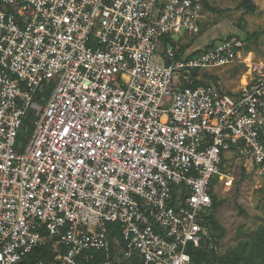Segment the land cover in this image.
Listing matches in <instances>:
<instances>
[{
    "label": "built area",
    "instance_id": "2783aa9c",
    "mask_svg": "<svg viewBox=\"0 0 264 264\" xmlns=\"http://www.w3.org/2000/svg\"><path fill=\"white\" fill-rule=\"evenodd\" d=\"M203 1L0 0V264L47 244L85 264L118 246L110 224L139 264L219 253L203 220L234 180L222 155L264 178V60L236 37L175 50ZM233 67L236 91L196 84Z\"/></svg>",
    "mask_w": 264,
    "mask_h": 264
},
{
    "label": "rangeland",
    "instance_id": "374dc122",
    "mask_svg": "<svg viewBox=\"0 0 264 264\" xmlns=\"http://www.w3.org/2000/svg\"><path fill=\"white\" fill-rule=\"evenodd\" d=\"M248 6H253L254 10L247 11ZM232 37L249 40L256 57L264 60V0H205L197 33L183 35L178 39V45L183 52L194 53ZM239 70L240 67L211 69L207 76H215L218 85L231 93L242 85L244 73ZM210 78L207 77L208 83L213 81ZM224 158V169L232 174L234 180L227 192H219L218 184L213 185L210 192L211 196L220 193L217 200L225 201L214 215L224 230L215 264H221L225 259L233 261L236 254L246 257L249 247L252 252L246 263L255 264L260 262L259 257H253L259 245L258 237L264 235V178L243 171L236 155L230 151L224 152ZM118 247L112 263L121 261L123 249Z\"/></svg>",
    "mask_w": 264,
    "mask_h": 264
},
{
    "label": "trees",
    "instance_id": "16d2710c",
    "mask_svg": "<svg viewBox=\"0 0 264 264\" xmlns=\"http://www.w3.org/2000/svg\"><path fill=\"white\" fill-rule=\"evenodd\" d=\"M204 2H205V0L203 1V7H204ZM253 10H254L253 6H248L247 11L251 12ZM166 40L168 41L169 38L163 39L164 43L161 46V51L162 52H164V50H165ZM252 40H253V42H255L254 39H251V41ZM242 41H244L246 43L245 49L247 51H249V50L253 51V47L251 46V44H248V43H250L249 40H245L244 39ZM173 48L175 50H177V51H182L183 50L182 48H180V46H177L175 44H173ZM235 70H237V69H235ZM207 74H208V72H201L200 80L197 81L196 84L197 85H201V86H211V87H214V88H216L217 90H219L221 92L227 93L226 90H223L220 87V85H218V80H217V78H215V76H213V75L212 76H210V75L207 76ZM194 76H195V74H194ZM207 77H209V78L211 77L210 79L213 80V81H211L212 84L207 82V81H209V80H207ZM31 121H32L31 115L27 114V116H26V118L24 120V125H29ZM31 131H32V127L29 129V132L27 133V136L30 135ZM224 163H225V158L222 155V163L220 165V169L222 171H225ZM243 171H245V170L243 169ZM215 184L219 185L218 191L220 192L221 184H219L217 182V179L213 180L212 187ZM211 188H210L209 192H212ZM219 195H221V194L220 193H213V196H211V198H212V206H211L210 211L207 213V215L204 216L203 225L208 229L209 233L215 238L216 244L218 245V247L220 249V247H221L220 240L223 237L224 230L222 229V227H220L217 224V222H216V220L214 218V215H215V212H216L217 208L220 205H222L225 201L224 200L218 201L217 199H218ZM108 229L110 230V233H109L110 241L112 240L113 237H117V240L119 241L118 246L123 249L124 248V244H123L122 241H120V238L118 236V226H116L115 224H110V225H108ZM111 231H112V233H111ZM258 241H259V245L256 248V250L254 251L253 257L254 258H257V257L260 258V260H259L260 262L255 263V264H264V235L259 236L258 237ZM116 247H117L116 244L111 243L109 253H105V252H102V251L90 252L93 255V258L91 260H89L85 264H101L102 262L106 261L107 259L113 260L115 252H116ZM251 252H252V248L249 247L248 255L246 257H242L241 254H236L234 256V258H233L234 259L233 261L232 260L229 261L228 259H225V260L221 261V264L222 263L223 264H238L239 261L244 262L242 264H251V263H246V261L249 258V255L251 254ZM121 254H122V252H121ZM219 254H220V251H219L218 254H214L212 252L199 251V252H196V254L193 256L192 261L194 263H197V264H215V261L218 259ZM40 260H43L45 264H52L53 263L54 254L52 253V246L50 244H47L45 246L33 249L31 251V253H29L25 257L24 264H28V263L36 262V261H40ZM112 264H139V261H138V259L135 256H131L128 259L121 258V261L119 263H112Z\"/></svg>",
    "mask_w": 264,
    "mask_h": 264
}]
</instances>
